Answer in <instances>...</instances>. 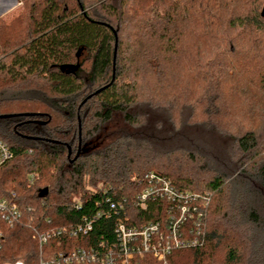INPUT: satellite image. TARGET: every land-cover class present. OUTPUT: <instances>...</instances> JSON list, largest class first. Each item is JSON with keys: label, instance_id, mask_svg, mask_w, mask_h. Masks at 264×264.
<instances>
[{"label": "trees", "instance_id": "trees-1", "mask_svg": "<svg viewBox=\"0 0 264 264\" xmlns=\"http://www.w3.org/2000/svg\"><path fill=\"white\" fill-rule=\"evenodd\" d=\"M21 1L17 17L0 18V116L13 114L0 118V139L14 154L0 195L14 193L23 214L3 225L0 263L37 264L34 229L73 228L109 197L124 212L66 236L71 247L113 240L119 218L161 220V200L137 204L156 172L209 196L202 243L168 264H264V0ZM191 71L201 92L187 98ZM228 89L255 123L228 105ZM141 264L161 263L147 254Z\"/></svg>", "mask_w": 264, "mask_h": 264}, {"label": "built area", "instance_id": "built-area-1", "mask_svg": "<svg viewBox=\"0 0 264 264\" xmlns=\"http://www.w3.org/2000/svg\"><path fill=\"white\" fill-rule=\"evenodd\" d=\"M14 154L8 143L0 139V170ZM35 175L30 176V181ZM143 181L145 186L137 197V204L146 209L148 201L161 200L158 214L161 220L142 225L129 226L119 218L114 226L115 238L103 239L93 246L71 247L66 236L88 235L94 229L95 222L102 216L119 215L125 210L120 200L108 198L109 207L100 209L92 216H84L75 227H58L46 231L34 229V237L40 246L37 264H141L147 254L155 256L161 264H168L170 255L178 249L197 246L202 243L205 233V208L209 196L197 192L181 191L171 181L156 172H148ZM100 187V186H99ZM16 195H0V248L3 240V225H14L22 219V210L15 200ZM76 206L80 207L78 202ZM60 236L54 250L51 243ZM0 264H27L18 259Z\"/></svg>", "mask_w": 264, "mask_h": 264}, {"label": "rangeland", "instance_id": "rangeland-1", "mask_svg": "<svg viewBox=\"0 0 264 264\" xmlns=\"http://www.w3.org/2000/svg\"><path fill=\"white\" fill-rule=\"evenodd\" d=\"M264 5V3H263ZM263 7V6H262ZM23 10V3L21 0H18V3L16 4V6H14L12 9L4 12L0 18H2L3 20H5V22H10L13 18L17 17ZM197 77H198V73L197 72H194V71H191V72H188V74L185 75V78L184 79H187V87L185 86V88L183 87V85L181 86L182 89L184 90L185 92V96L187 98H189L190 96H198L201 92V88L199 86H196L195 84H197ZM248 78H250V76H248ZM183 78H180V82L182 81ZM180 82L178 83V85H180ZM257 87H259V84L255 81L254 83H252V85L249 87V89H251L253 91L252 93V96H253V99H252V105H254V97H255V91H257ZM187 90V91H186ZM233 90H230L228 89L227 90V94H226V98H227V102H228V105L230 106H233L234 108L236 106L239 105V107L236 108V110H238V112L236 113L237 116L239 117H245V118H242V120H246V124L250 125L252 123H255V117L253 115H250L249 114V109L246 108V106H240V104L244 103L243 102V96L242 95H238V94H232ZM190 95V96H189ZM247 104H249V102H245ZM191 107V106H190ZM188 107L187 109H185V111H183V116H187L188 115V112L191 111V108ZM158 112H161V111H158ZM158 114V113H157ZM159 115V116H158ZM158 115H155L156 117H159L160 118V114ZM205 115L204 114H201V112H199V121L202 122L205 120ZM95 143V142H94ZM183 161V159H182ZM187 168H191L192 166H186ZM155 170V169H153ZM101 183L98 184V186H100ZM97 186V187H98ZM6 262V261H5ZM3 263V262H1Z\"/></svg>", "mask_w": 264, "mask_h": 264}, {"label": "water", "instance_id": "water-1", "mask_svg": "<svg viewBox=\"0 0 264 264\" xmlns=\"http://www.w3.org/2000/svg\"><path fill=\"white\" fill-rule=\"evenodd\" d=\"M17 3H18V0H11L7 5H5V6H3V7H0V16H1L4 12H6V11L12 9ZM262 15L264 16V10H263V12H262ZM102 89H103V88H101V89L95 91L93 94H90V95H89L84 101H86L87 99H89L92 95L99 93ZM10 116H13V114H10V115H1L0 118L10 117ZM69 150H70V149H69ZM70 153H71V150H70ZM79 154H80V150L78 151L77 156H78ZM77 156H76V157H77ZM47 193H48V188H44V189H42V190L40 191V196H44V195H46Z\"/></svg>", "mask_w": 264, "mask_h": 264}, {"label": "bare ground", "instance_id": "bare-ground-1", "mask_svg": "<svg viewBox=\"0 0 264 264\" xmlns=\"http://www.w3.org/2000/svg\"><path fill=\"white\" fill-rule=\"evenodd\" d=\"M11 0H8L6 3H3L2 5H0V7H3L5 5H7ZM16 6V5H15Z\"/></svg>", "mask_w": 264, "mask_h": 264}]
</instances>
